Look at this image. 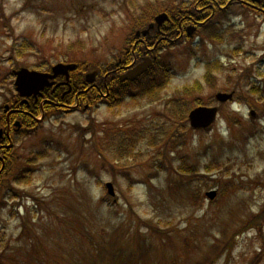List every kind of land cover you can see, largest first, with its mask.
<instances>
[{
	"label": "rangeland",
	"instance_id": "rangeland-1",
	"mask_svg": "<svg viewBox=\"0 0 264 264\" xmlns=\"http://www.w3.org/2000/svg\"><path fill=\"white\" fill-rule=\"evenodd\" d=\"M139 1L0 0L5 14H0V79H5L0 84V112L6 96L15 91V77L8 74L13 68H35L43 61L45 67L58 61L109 67L122 61L127 39L136 29L134 16L139 14L131 9H137L133 6ZM225 19L219 22L229 28L224 40L199 31L194 38L159 52L160 63L150 73L164 77L170 63L176 72L157 100L132 97L114 109L106 101L81 102L79 108L45 116L19 141L17 150L25 155L48 146L49 140L54 150L37 160L28 183L10 184L26 193L20 191L21 196L7 202L8 191L0 188V202L4 201L0 264H264L262 255L255 257L261 247L257 227L244 225L264 203V23L239 4L225 13ZM26 40L32 47L21 50ZM75 40L76 49L68 52ZM218 56L225 67L215 72L211 85L204 82L199 93L204 101L219 104L212 97L220 90L247 95L248 86L238 79L247 68L251 80L262 88L248 98L249 104H219L213 128L187 131L181 138L186 142L175 149L167 139L172 133L164 134L165 140L155 147L142 139L135 149L142 152L129 157L132 185L119 171L108 170L105 162L115 164L113 158L104 159L111 158L108 149L101 155L94 141H83L93 138L94 128L124 130L129 124L143 126L151 118L175 130L179 123L168 114L169 99L179 94L180 87L203 81L207 63L214 64ZM134 84L146 86L149 81L144 77ZM131 87L134 93L141 91L139 86ZM230 115L239 117L241 126L229 128ZM184 153L200 167V174L192 179L176 171ZM214 157L222 165L206 173L204 165ZM228 177L241 182L220 196L221 181ZM109 180L115 186L114 197L105 186ZM210 189L217 190L213 200L206 195ZM18 201L23 202L19 207L23 219L16 210ZM24 220L40 241L21 236ZM234 231L232 243L220 252L222 238L226 241Z\"/></svg>",
	"mask_w": 264,
	"mask_h": 264
},
{
	"label": "trees",
	"instance_id": "trees-1",
	"mask_svg": "<svg viewBox=\"0 0 264 264\" xmlns=\"http://www.w3.org/2000/svg\"><path fill=\"white\" fill-rule=\"evenodd\" d=\"M225 2H227V0H215L213 4L215 3L216 8H218L219 4H224ZM172 3H176V5H173ZM182 3H185V5H183ZM196 3L198 7L196 6ZM180 4L183 5L184 7H182ZM205 4H206V0H141L137 4H134L133 6L134 8L137 9L132 8L131 11H133L134 14L139 13L134 16L135 28L146 26L147 23L153 19V16L159 11L165 10L169 12L170 18L160 27L153 28L146 36H144V40H143L144 43H147L148 45L151 46H153L156 40L157 41L159 40L157 43H159L158 46L160 48L163 47L168 48L171 46H176L183 42L182 39H178L177 41H175V43H171L170 38L172 36L179 35L180 25H184V26L186 25L187 21L185 20L187 16H191L192 18H194L202 15L203 10L201 9V6H204ZM230 8L231 7H227L224 10L217 9L216 13L219 12L225 15L226 12L230 11ZM0 14H3L5 16L4 12L1 9H0ZM164 35L166 37L160 39V37ZM75 42L76 40L72 41L69 44L68 52L76 49ZM128 44H131V41L128 42ZM21 47H22L21 50H25L32 47V45H30V43H28V41L26 40L24 43H22ZM144 48H146V46H142L140 50ZM18 53L22 54L24 52L19 51ZM67 54L68 53H65L64 56H66ZM133 56L134 53L132 51L129 52L121 62H118L119 65H125L126 63L130 62ZM43 57L45 60L46 57L45 56ZM70 57L74 59L72 55ZM43 64L44 61L36 63L34 67L38 69H45V68L49 69L50 65L45 67ZM158 65L159 63L157 64L156 67H158ZM96 67L98 68V76H97L98 85L96 86V90L93 91V93L95 92V96H93L92 93L89 92L90 91L89 89L86 90L88 87V82L84 77V72L85 70H87L86 63L79 62L78 67L73 71H71L70 74V83L72 84L71 91L64 93L61 85L56 86L55 89L53 87H46L45 89H43V93H44L43 97H40L37 101H31L28 105H23L24 108L29 109L31 111L32 116L29 115V113H26L23 116V124H25L26 126H24L16 133L17 138L15 139V142H13V145L11 147L0 145V154H2L1 155L2 158L0 160V169L2 168L0 172V188L2 187L7 189L8 191L7 195L5 194L4 196V199H6L7 202L12 198H17L21 196L20 191L22 190L18 187H14L13 189L11 185L15 183H20L19 181H26V183H28L32 178L33 172L35 171V164L37 160L39 158H43L47 156L49 153H51L54 150L53 147L54 142L52 140H49L47 141L48 143H45L49 147L44 145L43 148L37 152L36 150L33 149H30V151L26 155L18 152L17 145L19 141L25 135L29 134L31 130L34 129L39 124V121L36 119V116L43 114L47 116L49 114H53L55 111L67 110L64 109L63 107L57 106L55 102L63 101V102L73 103L75 102L77 97H80L82 100H86L88 98L89 101L92 103H95L97 101H106L109 103V107L111 109L119 107L127 99L132 97H141V98L148 97L150 101H154L157 100L156 98H158L157 94L161 92L162 95L163 89L167 87V85L169 86V82L172 78V74L175 71L172 64L170 63V65H168L167 67V69L169 70L166 71L164 77L158 78V75L154 72L149 74L147 72L143 73V75L138 79L147 77L149 84H147L146 86L145 85L141 86L140 84H134L135 80L122 81L118 78L116 74L113 75L108 74V72L110 71V67L106 65L103 66L101 64H98V66ZM156 67L152 66L148 71H151ZM224 67L225 64L223 62H219L218 60H217V64L209 63L207 65V70L203 75V81L197 79L192 84H186L180 87L178 89L179 94L177 95L174 94L173 97L169 99V104L171 105L168 104V114H170V116L175 115L179 123V125L175 128V130L171 131L169 127L160 124L159 120H156L155 118H151L149 119V122H147L148 124L146 123L143 126H139V125L132 126L129 124L126 125L127 127L124 130L123 129L121 130L120 126H113V127L110 126L111 129L106 130V132L104 128H101L99 130L94 128L92 130L94 132L93 138L88 139L83 137L84 139L83 141L84 142L94 141L93 146L97 148V150L101 155H102V150L106 151V149H108L110 151V154H112L111 158H107L104 156V159L113 158L115 160V164L109 161L108 163L105 162V164L108 165V170H110L113 174H116L119 171L124 177L127 178L129 182L128 185L129 184L132 185L134 179L132 177L130 170H128L129 169L128 162H129V157H131L137 152H142L141 148H139L138 151L135 150L139 142L142 139L147 138L149 140L147 141V143L150 147L159 146L158 142L165 140V138H162L164 137L163 135L172 133L167 138L171 142V146H170L171 149L173 148L175 149L177 147V144H181L183 142L185 143L186 139L185 138L181 139V138L185 136L186 132L190 130L191 132L195 133V129L190 127L188 124L187 113L189 109L194 105L205 103L202 97L199 96V93H201L204 90V82L211 85L212 82H215V79L217 77L215 72L217 70H223ZM8 74L13 75L12 71L9 72ZM251 75H252L251 69L247 68L244 70L243 73H241V75L238 76V79L242 81L245 86H248V88L246 89L247 95L241 93L240 96L235 97V99L239 100L240 102H246L248 104L251 103L248 98L253 96L254 94H257L260 91V88H262L260 84L251 80ZM4 78L7 79V76H5ZM2 80L0 79V84ZM131 85L135 88L139 86L141 88V91L138 93H134V90H132ZM151 86L153 87L151 88ZM64 89H68V87L65 85ZM79 89H83V91H80L79 96H76L75 94ZM93 89L94 87L92 88V90ZM107 92H109L108 96H104L103 94ZM151 92H155V93L152 94ZM17 97L19 99V95L17 94V92L13 91L11 96H6L5 101L10 102L12 106H21L18 103V101H14V99ZM44 98H48L49 100L43 102ZM2 116H4V114L0 112V125H4L1 118ZM236 125L241 126V120L236 115H230L229 128L235 127ZM28 126H31L30 127L31 129H29ZM212 128L213 127H210L204 130L208 131ZM81 132L83 133L84 129H81ZM174 137H176L178 141L174 140ZM57 145L60 148L59 143H57ZM221 165L222 163L219 160V158L214 157L210 162L204 165V169L206 173H211L217 170L218 168H220ZM176 171L178 174L190 177V179H192L200 174V167L196 162L190 161L188 154L184 153L181 154L180 156V162L176 167ZM217 177L216 176L212 177L215 178L213 179V181L217 182ZM240 182L241 181H239L235 177H228L227 179L221 181V193H219V195L221 196V194L225 193L228 190L229 186H234V184L238 185V183ZM22 192L26 193L25 191ZM3 202L4 201H1L0 204ZM35 202L39 204L41 201L36 199ZM21 205H23V202L20 203L18 201L16 204V210L18 215L23 219L24 216H21L23 214L19 212V207ZM28 209L31 210V207H28ZM249 224H252L251 227L252 226L257 227L258 235L262 240L261 241L262 250L256 251L255 257L258 259L262 255L264 258V230H263L264 203L259 211L250 215L244 222V225L248 226ZM156 229L161 231L165 230L161 227L160 228L157 227ZM236 231H234V233L231 234L226 239V241L222 238L224 242L220 248V252L226 246L232 243ZM21 233H22L21 236H25L28 238L31 237H34L36 239L40 238L37 232L34 231V229L30 227L28 225V222H26L25 220L22 223ZM144 248H148V246H144Z\"/></svg>",
	"mask_w": 264,
	"mask_h": 264
},
{
	"label": "water",
	"instance_id": "water-1",
	"mask_svg": "<svg viewBox=\"0 0 264 264\" xmlns=\"http://www.w3.org/2000/svg\"><path fill=\"white\" fill-rule=\"evenodd\" d=\"M168 18V14L166 12H161L157 14L154 18V21L150 22L148 27L143 30H138L137 35L143 33L147 34L151 28L155 26V24L160 25ZM193 31L192 28H188L189 34ZM152 63L150 57H145L142 62L134 66L133 68L128 69L125 73L120 75L121 79H133L140 73H142L148 66ZM76 67V63H63L58 62L52 66L51 72H43L35 69H29L27 67H20L19 69H15L14 73L16 75L15 85L16 89L21 96H30L34 94L35 96L40 93L41 89H43L47 85L53 84V78H55L59 74H65L68 78L69 70L74 69ZM96 71H92L87 74V79L89 81H93L95 78ZM217 99L221 101H226L227 99L232 97V92H218L216 93ZM27 99H23L26 101ZM8 106V105H7ZM218 107L217 106H207V105H199L192 108L188 114V118L190 124L195 128L207 127L209 126L217 116ZM18 123V122H17ZM3 129L0 128V136L2 135ZM109 191L114 193L113 184L111 182L107 183ZM216 194L215 190H210L207 192L211 198Z\"/></svg>",
	"mask_w": 264,
	"mask_h": 264
},
{
	"label": "flooded vegetation",
	"instance_id": "flooded-vegetation-1",
	"mask_svg": "<svg viewBox=\"0 0 264 264\" xmlns=\"http://www.w3.org/2000/svg\"><path fill=\"white\" fill-rule=\"evenodd\" d=\"M213 1L214 0H206V4L203 7H201V9H207V8H209V6L212 5L210 3L213 2ZM240 2H241V4L244 7H248L249 9H252L253 11L258 12L261 15V17L263 18V21H264V0H257L256 2H250L249 0H240ZM187 20H189V23L194 24L196 26V28H195V30H196L200 26H202V24H205L207 19L206 18L200 19L199 16L196 17V18H192L191 16H187ZM181 31H183V29ZM161 38H163V37H161ZM139 40H141V39H138V40H135L134 39L133 40L134 41L133 42V51H134V53H136V55H134L133 63H129L128 64L129 66L135 64V62L139 58V55L137 54V51H136L140 47V44H139L140 41ZM171 40H173V39H171ZM144 45H146V43ZM121 67H123V66H121ZM62 80H63V78H59L56 81H58V83H61ZM61 84H62L63 92L65 93L66 92L65 89H64L65 84H63V83H61ZM97 84L98 83L96 82V84L94 86L88 85V87H87L86 90L89 89L90 90L89 92H91L92 95H93L95 93V92L93 93V91L96 90V88H94L93 90H92V88L93 87H96ZM71 89H72V87H70L68 89V92ZM82 90L83 89H79L76 92L75 95L78 96L80 94V91H82ZM64 93H63V95H64ZM37 99H38V97L36 99H33L32 101H36ZM29 102H30V100H29ZM22 111L24 112L23 114H22ZM26 112L30 113V110L24 109V108H17L16 110H13V108H9L7 110V123L8 124L6 126V129L3 132V135L0 137V145L7 146V147L12 146V144H13L12 143V139H13V136H14V132H11V129H14V130L16 129V127L13 125L14 124V120L17 119V118L21 120V117L24 116ZM13 113H16V115H17V117H15L14 119L12 118V114ZM1 155L2 154H0V157H1Z\"/></svg>",
	"mask_w": 264,
	"mask_h": 264
}]
</instances>
